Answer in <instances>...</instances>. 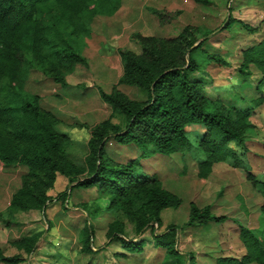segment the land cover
I'll return each mask as SVG.
<instances>
[{"label": "trees", "instance_id": "16d2710c", "mask_svg": "<svg viewBox=\"0 0 264 264\" xmlns=\"http://www.w3.org/2000/svg\"><path fill=\"white\" fill-rule=\"evenodd\" d=\"M100 4L107 3L102 0H0V162L8 169L20 168H17L19 183L10 195L8 206L37 208L45 217L44 207L49 200L47 189L59 173L71 182L69 191L75 186H94L99 194H105L106 207L122 211L133 223L135 234L150 228L154 244L164 248L160 264H184L175 247V225L168 224L162 231L153 232L154 226L160 223V209L177 206L180 197L162 187L153 175L137 170L133 159L112 160L104 146L109 139H115L133 142L146 152L187 150L191 143L186 125L198 123L202 130L194 146L199 152L195 174L203 177L215 161L230 158L233 165L241 164L239 151L229 142L244 148L243 139L253 127L248 119L250 107L227 105L209 97L202 91L200 80L189 76L198 67L193 56L195 50L207 59L228 65L220 54L203 47L208 31L201 32L196 25L185 23L172 35L136 33L138 50L118 49L121 81L136 86L144 95L129 97L115 87L109 91L98 90L100 98L122 113L123 122L102 119L92 125L84 165L78 166L63 151L65 133L55 128L51 113L39 105V95L26 89L25 77L33 61L56 84L63 86L65 80L58 66L64 65L62 62L81 63L85 57L78 51V44L77 48L73 46V39L69 38L71 32L67 31L69 37L65 35L62 18H68L73 12L88 14L93 5ZM164 11L153 12L160 20ZM164 17L167 22L171 15L164 14ZM232 20L229 16L222 26ZM240 23L247 30L254 29L245 22ZM241 55L236 71L247 75L249 64H253L260 72L255 84L260 90L264 85V36L243 48ZM261 99L260 95L255 98L256 102ZM253 181L264 215V180ZM59 197L63 205L66 189L55 194V198ZM223 218L211 213L209 204L198 206L190 201L184 224ZM46 222L49 224L48 220ZM82 229L80 248L89 251L92 228L84 223ZM41 232L32 231L12 240L18 249L12 254H5L0 246V261L7 264L23 261L22 253L32 252ZM121 233V220L114 218L107 223V237H116L127 249H140V241ZM239 234L246 249L243 259L264 264V238L242 225Z\"/></svg>", "mask_w": 264, "mask_h": 264}, {"label": "rangeland", "instance_id": "374dc122", "mask_svg": "<svg viewBox=\"0 0 264 264\" xmlns=\"http://www.w3.org/2000/svg\"><path fill=\"white\" fill-rule=\"evenodd\" d=\"M102 1L107 4L93 5L88 14L73 12L70 13L68 18H62V21L65 22V35L69 37L68 32H71L69 38L73 39L74 47L77 48L78 44V51L85 57V61L70 65L62 62L64 65L58 66L59 72L65 80V84L61 88L55 87L57 84L52 78L43 73L33 61H30L28 75L25 77L26 89L31 93H38L39 105L51 113L55 128L65 133L66 139L62 145L64 153L80 167L84 165L89 128L102 119H109L111 122L118 124L123 122L122 113L100 98L98 90L101 88L109 91L115 87L129 97L139 98L144 95V92L136 86L121 81L122 62L118 49L128 47L138 50V38L136 39L134 34L148 36L172 35L187 21L191 24V20H202L204 25H196L201 32H210L213 29L211 35H220L224 30H218L223 28L222 21L227 12L233 16L241 14L250 23H256L259 20L258 15H262V12L260 13L255 9H247V12L244 13L235 10L238 6L243 7L250 4L249 1L251 0H246V4L240 2V0H208L204 6L194 3L192 0H182L181 2L174 0L175 3L178 2L180 8H171L173 10L170 11H164L163 9L169 8L161 3L172 2L171 0ZM155 10L164 11V14H170L171 17H167L168 21L165 22L163 14L162 19L159 20L153 12ZM189 10L190 12L187 13ZM214 28L216 29L214 30ZM239 35L236 33L228 35L225 45H222L232 52L230 61L226 65L228 69L224 70L223 67H216L217 65L214 63L204 65V67L209 68L207 70L211 74H209L210 79L202 83V87L210 97L215 98L212 86L219 87L223 78L235 74L233 67L236 63L235 55L238 54L236 39L241 41L242 44L246 41L242 34L239 33ZM249 36L248 34L247 37ZM193 74L199 75V73ZM256 77L252 75L251 80H256ZM250 91L253 94L257 93L256 90L254 92L252 88L248 90L247 87L246 93L248 94ZM83 108H87V111ZM263 112L264 108L259 111L262 127H264ZM186 129L187 138L191 143L187 150L146 152L142 150L141 146L133 142L125 143L115 139L108 140L104 146L107 155L112 160L125 162L133 159L137 170L146 175H153L164 188L180 197V203L175 208L166 207L162 210V218L168 219L167 215H171L169 212L173 210L172 212H175L174 221L182 226H184L182 220L187 217L189 202L193 200L194 203L198 204L204 203L203 201L207 199L206 191L203 192L205 194L204 198L198 196L197 192L201 189V183L191 177L197 178L195 160L199 152L194 146L202 126L198 123H191L186 125ZM250 135H255L258 139L264 138L263 130L257 132L253 129ZM229 144L239 151L241 165L246 168L254 167L256 179L261 180L264 178V173L260 172L262 166L264 169V157L245 152V149H248L249 142L244 143V148L233 141ZM256 146L252 148L255 150L262 148L261 145ZM223 162L225 163V161H218L216 164L220 165ZM190 166L192 167L189 171ZM12 168L13 170L7 172H4L5 168L0 170V206L5 204L9 195L19 183L18 169L20 170V168L17 166ZM236 168L229 169V173L220 174L214 183H210V189L213 190V194L208 199L212 209L210 210L211 213L214 214L218 211L233 218L236 217L237 213L247 216L250 211L252 212L249 206L250 201L248 198L250 195H248L246 181L239 180V168ZM227 174L230 176H227ZM65 186H68L67 178L58 174L52 186L47 189L49 204L45 208V217L41 216L39 210L32 208L23 210L5 206L0 211V243L4 253L11 254L18 251L16 245L11 242L10 237L19 236L28 231L41 230L38 240L41 247L35 249L34 253L31 252L30 264H83L85 261L79 258V254L80 238L83 232L82 226L85 221L93 230L90 243L92 245L107 243L108 239L104 234L107 219L116 218L115 213L119 209L114 208L110 210L112 214L102 213L100 217L92 220L91 213L102 211L107 204V196L99 194L94 188L83 189L82 186L72 187V190L67 192L70 185L67 187L68 189L66 188V198L63 205H60V197L55 198V194L63 190ZM232 191L238 194L236 195L237 200L240 202L238 207L228 204L230 192ZM122 216V234L126 238L139 237V235L135 236L134 234L131 220L124 214ZM30 222L33 223L30 224ZM33 225L34 228L30 227ZM174 225L178 226L177 224ZM257 229H260L262 234L264 233L263 214L259 216ZM148 232L149 230L146 229L140 234L147 240L143 255H148H146L143 262L144 264H158L163 249L155 248L152 250L149 248L151 245ZM176 232L178 231L176 230ZM226 232L227 227L220 220L208 221L206 224L201 225L200 229L194 231L193 246L199 244L200 249L205 252L216 251L210 252V255L215 258L221 253L222 240L225 241ZM115 244L119 243L113 240L109 243V248H115ZM185 246L188 247V245ZM232 247L233 245H231ZM22 255L24 259L18 264H27L28 255L24 253ZM106 256L108 259L110 258L108 252ZM140 258L137 254H131L130 260L126 264L141 263L140 261L144 256L142 259ZM186 258L188 257L186 256ZM233 262L240 264L238 261ZM0 264L5 263L0 262ZM189 264H194V262L190 261ZM215 264L224 263L215 261Z\"/></svg>", "mask_w": 264, "mask_h": 264}, {"label": "crops", "instance_id": "0c3cea01", "mask_svg": "<svg viewBox=\"0 0 264 264\" xmlns=\"http://www.w3.org/2000/svg\"><path fill=\"white\" fill-rule=\"evenodd\" d=\"M171 1L172 2L161 3V4L167 6L169 9L177 8V7L180 8L178 5V2L175 3L174 0H171ZM177 1L181 2L182 0H177ZM193 2L196 4H199V5H203V6L206 5V3H201V2H197V1H193ZM240 2H243L244 4H246V0H240ZM249 2H250V4H247L243 7H239L237 5L238 7L235 10H240L241 13L247 12V9H253V10L255 9L256 11H258L260 13L262 12L261 16H259L257 14L259 20L256 23L248 22L246 20L245 16H243L241 14H239L238 16H233V15L229 14V12H227L222 23L224 24L225 22H227L229 16L232 17L233 20L229 21L227 23V25L222 26L223 28L218 30V31L224 30L228 33L226 34L223 31L220 35H215V34L211 35V33L213 32V29H212L210 32L208 31V33L205 37L206 39L203 41L202 45L207 51H212V52H216V53L220 54L229 63V61H230L229 59L232 55V52L230 49L225 48L222 45H225V43H226L225 41L227 40L228 35H234L235 33L239 35V33H240L244 36L246 41L243 44L241 41L236 39L238 54L235 55L236 63L234 64V67L231 66V67H233L235 74L227 75V78L226 77L223 78L222 82H220L219 87L212 86V88L214 89L215 98L219 99L222 103L227 104V105L250 107V113H249L248 119L253 125L250 132H252V130L255 129V131L257 130V132L263 130V133H264V127H262L263 126L261 124L262 120H261V117L259 115V111L262 110V108H264V85H261L260 90L255 87L256 82L260 78V72L258 69H256V67L253 64H249L250 73L247 75H240L235 69L236 65L239 63V61L241 60V57H242L241 50L243 48L251 45V44L256 43L257 41H259L264 36V0H251ZM189 12H190V10L187 13H189ZM196 17H197V15H196ZM200 17L203 18L204 16H200ZM240 21L247 23L249 26L254 27V29H252V30L245 29L242 26V24L240 23ZM187 23H189V21H187ZM191 24H193V25H197V24L198 25L199 24L204 25V21H202V20L192 21L191 20ZM215 29L216 28H214V30ZM240 30H242V31H240ZM248 34L250 35L249 37H247ZM211 37H215V38H211ZM221 43H224V44H221ZM231 49H233V48H231ZM196 52H198V51L195 50L193 52V56H194V59L197 61L198 67H197V69L191 71L189 73V76L199 79L201 84L205 80H209L210 79L209 74H211V72L209 70H207L209 68L204 67V65L206 66L208 63H209V65H211V63H214L217 65L216 67H223L222 69H224V70L228 69V67H226V65H222L220 63H217L216 61L207 59L200 52H198V53H196ZM193 73H199V75L198 74L194 75ZM256 73H258V74H256ZM252 75L257 76L256 80H254V81L251 80ZM55 87L61 88L62 86L57 84V85H55ZM247 87H248V90H251V88H252V90H254V92L256 90L257 93L253 94L252 91H250L247 94L246 93ZM202 91L206 95H208L203 87H202ZM259 95L261 96L262 99H261V101L256 102L255 98L258 97ZM83 109H85L87 111V108H83ZM94 113H96V112H94ZM250 132L246 133L247 135L243 139V142L245 144H246V142H249V144H250V146H249V144L247 145L248 149H245V152H247V153L250 152L249 154L264 157V151H263L264 150V138L258 139L257 136L250 135ZM256 144H257V146L261 145L262 148L260 150L253 149L252 147L256 146ZM228 159H230V158L220 160L219 162L225 161V163L224 162H223V164L220 163V165L216 164V162H218V161L213 162L211 165L210 171L203 177H199L196 175L197 178H195V177L191 176V174H190V176L192 178H194L195 181L201 183V185H200L201 189L197 192L198 196L201 198H204L205 194H203V192H205V191L207 192V199L205 201H203L204 203H198V204L195 203L198 206H202L205 204H209V206H211L209 203V200H208L209 196H211L213 194V192H212L213 190L210 189L211 188L210 183H214L215 180L220 176V174H225V172L229 173V169H232V168L235 169L236 167L239 168V174H238L239 180L246 181L245 183L247 184V188L249 191L248 195H250L248 198V200L250 201L249 206L251 207L252 212L249 210L250 212L247 214V216H245L244 214H241V213H237L235 215L236 217H233V218L230 215L223 214L222 212L217 211V213H214L215 215H223L224 216V218L222 219V221L220 220V222H223L225 224V226L227 227V232H226L227 236L225 238V241L222 240L223 243H222V249H221L220 255H218L214 258L212 255H210V252H216V251L205 252V251L200 249L199 244H197L196 246H193V243H192V240L194 237V231L197 229H200L201 225H204L208 221H212V220H207L206 222H203V223L191 222L190 224H184L185 220L187 219V217H186L182 220L183 225H184V226H182L181 224L174 221L175 212H172L173 210L169 212V214H171V215H167L168 219L162 218V210L165 209L166 207H172V206L163 207L159 211L160 223L158 224L157 229H156L157 226L156 225L154 226L153 232L162 231L163 228L168 224H173V225L177 224L178 225V226H175V228L178 232L175 231L174 242H175L176 249L181 253V258H182V261L184 262V264H189L190 261H193L194 264H215V261H222L224 264H236L233 261H238L240 264H246V263L256 264L252 260H247V259L244 260L243 259L244 254L246 252V249H245V246L241 240V237L239 234V229H240V225L245 226L249 229H252L259 238H262V237L264 238V233L262 234L261 230L257 229L258 219H259V216L262 214V212L259 208V204L261 202V197H260V194L257 191L256 185L253 181V179H255L257 181H262V180H264V178H262L261 180L256 179L257 177L254 175L256 172L254 167L246 168L245 166H243L241 164L233 165L231 162V159L230 160H228ZM115 161H117V160H115ZM117 162H121V161H117ZM191 167L192 166H190L189 171H190ZM4 168H5L4 172H7L8 170H13V169H7V166L1 164V162H0V170H2ZM260 172L264 173L263 166H262V169H260ZM58 174L59 173H57L55 175V178L57 177ZM227 176H230V175L227 174ZM55 178H54V180H55ZM70 185H71V183L68 182L67 187H69ZM17 186H16V188H17ZM67 187L65 186L64 189H66ZM86 188H94L95 189L94 186L84 187L83 189H86ZM69 189H70V187H69ZM69 189H68V192H70L72 190L71 189L69 191ZM10 195H9L7 201L5 202V204L0 206V211L2 209H4L5 206H8ZM236 195H238V194L233 193V191L230 192V199L228 201V204H230L231 206L233 205L235 207H238L240 202L237 200ZM48 202H49V200L46 201V205L44 207V213H45V208L49 204ZM192 202H193V200H192ZM200 202H202V201H200ZM32 209L39 210L37 208H32ZM188 209H189V207H188ZM23 210H26V209H23ZM110 210H112V209H109L108 207L105 206L102 209V211H99V212L93 211V213H91V216H92L91 219L94 220L96 217H100L102 213L112 214V212ZM210 210H212V209L210 208ZM39 211L41 212V216H42L43 211L42 210H39ZM115 215H116L117 219L123 221V218H122L123 214L120 213V210L117 211L115 213ZM187 216H188V213H187ZM255 217H258V218L256 219ZM111 220H112V218H108L107 223ZM213 221H215V220H213ZM32 223L33 222H30V224H32ZM85 223L87 224L86 221H85ZM107 223H106V225H107ZM30 224H28V225H30ZM131 226L133 227V223L131 224ZM30 227L34 228V225L30 226ZM36 229H38V228H36ZM105 229H106V227L104 228V234H105ZM146 229L149 230L148 233H149L150 245H151V247H149V248H151L152 250L155 248L156 249H163V252H162V256H163L164 248L162 246L154 244L150 228L147 227L144 230H146ZM30 232H32V231L22 233L19 236H12V237H10L11 238L10 240L12 242V240H15V239L21 237L22 235L28 234ZM142 232L137 233V234L134 233L135 236L139 235V237L132 238V239H135L136 241L141 242L140 249H137V250H135V249L130 250V249L125 248L124 246H122L121 242L116 237L110 238V237L106 236V238L108 240L106 241L107 243H105L104 245L103 244L92 245L90 243V240L92 237H90L89 243L91 244L90 245L91 250L82 251L80 248L79 258L82 259L83 261H85V262H83V264H98L99 262H100V264H123V260L125 262L124 264H126L127 262H129L131 254L132 255L137 254L141 257L140 259H142L144 256V258L140 261L142 264H144L143 261L145 260L146 255H148V254L143 255L144 249H145L144 246L146 245L147 240L144 238V236H140V234ZM92 234H93V230H92ZM120 235L124 236L122 233ZM38 240L36 243V247L32 250L33 253H34L35 249H39L41 247V245L38 244ZM113 240H116L119 244H115L114 245L115 248L110 249L109 243L112 242ZM185 245H188V247H186ZM231 245H233L232 248H231ZM0 246H1V243H0ZM107 252L110 255L109 259L106 256ZM150 252H151V250H150ZM5 254H7V253H5ZM27 255H28V258H27L26 262L30 263L29 260L31 257V252L28 253ZM186 256L188 258H186ZM161 258L162 257L160 256L158 259V264H160ZM195 261H196V263H195ZM0 262L4 263L2 261H0ZM134 262H137V261H134ZM137 263L141 264L139 262H137ZM5 264H7V263H5Z\"/></svg>", "mask_w": 264, "mask_h": 264}]
</instances>
